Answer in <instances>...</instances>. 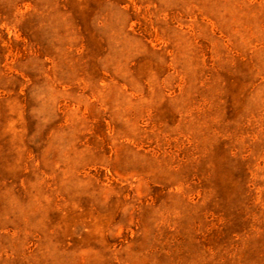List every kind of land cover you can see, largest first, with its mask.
Returning a JSON list of instances; mask_svg holds the SVG:
<instances>
[{
  "label": "rangeland",
  "instance_id": "1",
  "mask_svg": "<svg viewBox=\"0 0 264 264\" xmlns=\"http://www.w3.org/2000/svg\"><path fill=\"white\" fill-rule=\"evenodd\" d=\"M0 264H264V0H0Z\"/></svg>",
  "mask_w": 264,
  "mask_h": 264
}]
</instances>
